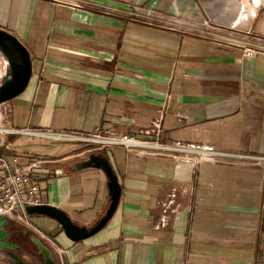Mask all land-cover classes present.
I'll list each match as a JSON object with an SVG mask.
<instances>
[{
  "label": "crops",
  "instance_id": "0c3cea01",
  "mask_svg": "<svg viewBox=\"0 0 264 264\" xmlns=\"http://www.w3.org/2000/svg\"><path fill=\"white\" fill-rule=\"evenodd\" d=\"M83 2L0 0V29L24 45L33 70L25 92L0 105V124L66 143L17 148L2 136L0 155L35 172L41 204L81 227L110 206L107 175L84 167L92 153L110 158L122 187L112 220L85 241L72 242L54 220L30 218L60 250L50 245L59 264H264L262 57L217 43L224 27L251 22L259 2ZM206 19L213 25L205 29L197 22ZM157 118L161 142L209 145L232 157L196 164L140 153L152 150L80 149L71 144L84 142L66 138L147 139L142 131Z\"/></svg>",
  "mask_w": 264,
  "mask_h": 264
},
{
  "label": "built area",
  "instance_id": "2783aa9c",
  "mask_svg": "<svg viewBox=\"0 0 264 264\" xmlns=\"http://www.w3.org/2000/svg\"><path fill=\"white\" fill-rule=\"evenodd\" d=\"M205 26L208 27L207 22ZM162 130V119L157 118L152 125L142 134L147 139H140L130 136L129 134H95V135H71L66 137L69 140L80 141L84 143H92L99 146V149L106 147H121L126 150L138 149L140 150H155L163 153L174 154V156H185L189 162L192 161L200 164L206 161H216L222 158H230L232 155L222 153L215 150L209 145L184 144V143H164L160 140V133ZM39 131L23 128H8L0 124V137L2 136H21V135H39ZM143 154H149L140 151ZM194 157V158H193ZM240 158L242 156H239ZM177 158V157H176ZM244 158V157H243ZM40 189L32 175V170L22 168L18 165V159H8L6 156L0 155V216H14L19 222L24 224L27 228L34 230L43 238H46L54 249L60 251L56 244L39 229L32 224L30 217L25 212L26 206L42 205L40 201ZM178 191L173 190L167 197V202L163 204V211L167 213L173 208ZM21 208L22 211H19ZM16 212V213H15ZM167 223V216L164 214L162 224ZM56 251V252H57ZM58 254V253H57Z\"/></svg>",
  "mask_w": 264,
  "mask_h": 264
},
{
  "label": "water",
  "instance_id": "95a60500",
  "mask_svg": "<svg viewBox=\"0 0 264 264\" xmlns=\"http://www.w3.org/2000/svg\"><path fill=\"white\" fill-rule=\"evenodd\" d=\"M7 43L10 48L14 50L17 54L15 64L16 69L22 68L24 74L22 75V83L19 84L18 90L10 87L4 91H0V104L12 100L15 97L19 96L28 88L30 80L32 78V62L30 59V55L26 48L22 45V43L13 35L8 32L0 29V46L1 43ZM13 93H10V92ZM2 96V97H1ZM84 167H94L98 169H102L108 177V187H109V195H110V206L106 211V214L97 221L91 227H80L76 225L72 219L66 214L63 210L53 207L50 205H39V206H26L25 212L28 217L39 216L45 217L59 223L65 233V235L75 243H79L85 241L107 227L109 222L114 217L122 196V187L116 174L114 167L110 161V158L104 155L101 152L92 153L88 160L85 161ZM19 211H22L21 208H18ZM11 223L9 216H0V248L1 247H12L14 249H19L18 245L10 243L8 238L11 236L9 230H11ZM17 230V229H12ZM29 232L25 233V236L28 235ZM31 243L36 246L39 251L40 256L44 264H59L58 259L56 258L54 252L50 247L44 244L43 240L33 235L30 237Z\"/></svg>",
  "mask_w": 264,
  "mask_h": 264
},
{
  "label": "rangeland",
  "instance_id": "374dc122",
  "mask_svg": "<svg viewBox=\"0 0 264 264\" xmlns=\"http://www.w3.org/2000/svg\"><path fill=\"white\" fill-rule=\"evenodd\" d=\"M67 1H70V0H67ZM71 1L87 5L86 3L83 2L84 0H71ZM90 1H94V0H90ZM257 1L259 3L255 9L256 10L255 16H254V13H250V15H253L252 21L247 22L243 26H238L237 22L241 21V19H239V20H237V22L234 26H229L227 28L224 27L223 30L221 29V32H219V33H225L227 35L226 36L227 38L226 37L222 38L217 43L228 45L231 47L241 48L242 50H244L246 52V55H251L252 58H256L258 56L262 57V58H260L262 61L261 66L264 67V0H257ZM236 16H237V14H236ZM233 17L234 16H232V18ZM249 17L250 16L248 15L247 20L250 19ZM205 22H207L208 27L213 25L209 19L203 20L201 22L198 21L197 23H202L203 28L205 27V29H206L207 26H205ZM184 29H186V28H184ZM6 68H7L6 59L0 54V81L3 77V75L5 74L4 72H5ZM262 80H263L262 86H264V78H262ZM263 89H264V87H263ZM247 98H250V96H248ZM139 138H143V137H139ZM12 142H13L14 146L17 148L18 147H25V146L31 145V144H48V145L49 144L50 145H64V144H66L65 142H62V141H56L55 142V141H50V140L45 139V138L31 137L28 135L13 136ZM71 145H76L77 147H80V149L92 148V147L99 149V146H97L96 144H92V143H85V144L74 143ZM132 151H135V149H132ZM149 153H150V155H156L158 153H163V152L153 150ZM183 157H185V156H183ZM34 175L36 176L35 172H34L33 176ZM38 217L39 216H33V218H38ZM13 223H15V225H17L19 227L24 228L23 230L28 231L32 236L36 235L37 237L41 238L43 240V242L48 247H50L52 249L48 240L46 238H43L40 234H38L34 230L27 228L24 224H22L21 222H19L16 219L13 220ZM22 242H23V246L26 247V249L21 253H18V252L12 251V250H8V249H1L0 250V264H15V263L16 264H43V260L40 256L39 251L36 248V246L33 245L32 243H30L29 241L25 240V239L22 240ZM52 251H53V249H52ZM14 256H16V258ZM13 257L15 259H17L18 261L17 260L14 261ZM36 258L38 261H36Z\"/></svg>",
  "mask_w": 264,
  "mask_h": 264
},
{
  "label": "flooded vegetation",
  "instance_id": "af4514ba",
  "mask_svg": "<svg viewBox=\"0 0 264 264\" xmlns=\"http://www.w3.org/2000/svg\"><path fill=\"white\" fill-rule=\"evenodd\" d=\"M0 54L6 59V62H7V68H6L5 72H4L5 74L3 75V77H2V79L0 81V91H4L6 89H9L10 87L15 88V89L18 90L19 89L18 88L19 84L22 83V79L21 78H22V75L24 74V71L22 70V68H19V69L15 68L16 67L15 60L17 59L16 58L17 54L5 42L1 43ZM10 93H13V92H10ZM12 100H8V101H6L4 103H8V102H10ZM4 103H2V104H4ZM10 223H11V227L12 228H11V230H9V232L11 233V236L8 238V241L10 243L18 245L20 248L19 249H14L12 247H1L0 250L1 249H8V250H12V251L21 253V252H23L26 249V247L23 246L22 240L25 239V240H27V241H29L31 243L30 237L32 235L30 233H28V235L25 236V233H27L28 231H24L23 230L24 228L15 225V223H13V221H11V220H10ZM12 229H17V230H15V232H14V230H12ZM14 257L16 258V256H14ZM15 258H14V261L17 260ZM36 261H38L37 258H36ZM43 264H44V262H43Z\"/></svg>",
  "mask_w": 264,
  "mask_h": 264
}]
</instances>
